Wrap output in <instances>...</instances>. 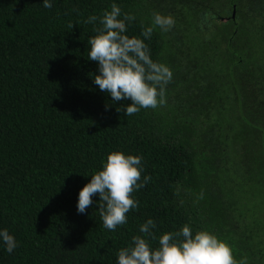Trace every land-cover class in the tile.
<instances>
[{"label":"trees","instance_id":"trees-1","mask_svg":"<svg viewBox=\"0 0 264 264\" xmlns=\"http://www.w3.org/2000/svg\"><path fill=\"white\" fill-rule=\"evenodd\" d=\"M50 2L0 0V231L18 245L0 239V264H118L148 219L153 249L187 224L237 264H264V0ZM112 4L135 17L124 34L171 69L164 105L126 116L131 101L94 83L88 39ZM154 12L175 26L145 38ZM113 151L141 157L138 183L151 179L110 231L99 194L85 213L77 204Z\"/></svg>","mask_w":264,"mask_h":264},{"label":"clouds","instance_id":"clouds-1","mask_svg":"<svg viewBox=\"0 0 264 264\" xmlns=\"http://www.w3.org/2000/svg\"><path fill=\"white\" fill-rule=\"evenodd\" d=\"M45 8H51L50 0H43ZM121 17V9L111 5L105 10L95 29L96 35L90 36L88 58L98 62L99 74L94 75V83L103 92L111 95L112 100H130L124 109L126 116H131L141 109H155L166 103L165 86L172 79V71L162 63L150 58L147 45L137 37L125 35V21L134 20L131 14ZM97 16H89L85 23H94ZM171 14L153 13L152 26L147 27L142 35L149 38L155 27L170 31L175 26ZM117 111H120L117 108ZM141 157L125 155L120 151L110 152L102 169L91 175V180L79 192L77 211L85 213L92 206V197L99 194V215L103 227L115 231L127 223L126 214L138 208V201L132 198L134 190L144 187L151 179L145 176L141 180ZM155 222L148 219L140 225L139 231L144 236L132 237L128 247L117 253L118 264H237L229 245L207 230L197 231L193 236L190 226L185 224L179 232L165 233L158 238L159 246L153 249L149 239H157L151 229ZM183 237V239H179ZM8 253L18 246L13 235L7 229L0 231ZM240 264H244L243 261Z\"/></svg>","mask_w":264,"mask_h":264}]
</instances>
